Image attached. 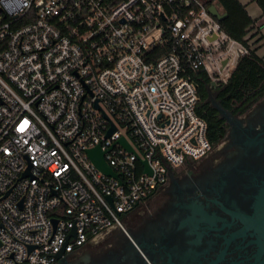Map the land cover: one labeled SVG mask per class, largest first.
Masks as SVG:
<instances>
[{
	"label": "built area",
	"instance_id": "2783aa9c",
	"mask_svg": "<svg viewBox=\"0 0 264 264\" xmlns=\"http://www.w3.org/2000/svg\"><path fill=\"white\" fill-rule=\"evenodd\" d=\"M251 49L207 0H0V264L123 227L213 146L190 72L222 84Z\"/></svg>",
	"mask_w": 264,
	"mask_h": 264
},
{
	"label": "flooded vegetation",
	"instance_id": "af4514ba",
	"mask_svg": "<svg viewBox=\"0 0 264 264\" xmlns=\"http://www.w3.org/2000/svg\"><path fill=\"white\" fill-rule=\"evenodd\" d=\"M218 114L206 155L54 264H264V94Z\"/></svg>",
	"mask_w": 264,
	"mask_h": 264
},
{
	"label": "trees",
	"instance_id": "16d2710c",
	"mask_svg": "<svg viewBox=\"0 0 264 264\" xmlns=\"http://www.w3.org/2000/svg\"><path fill=\"white\" fill-rule=\"evenodd\" d=\"M264 14V0H255ZM216 3L227 16L219 20L221 27L233 38L251 47L249 44L257 32L254 29L256 18H253L241 0H207V4ZM259 40V39H258ZM255 40V43L258 41ZM257 47L251 49L249 55L241 56L228 80L215 87L208 75L198 70L192 75L199 92L198 114L206 121L207 136L212 144L220 141L224 132L223 119L218 109L209 101L210 87L217 91V98L225 108L245 99H258L264 94V59L256 53Z\"/></svg>",
	"mask_w": 264,
	"mask_h": 264
},
{
	"label": "water",
	"instance_id": "95a60500",
	"mask_svg": "<svg viewBox=\"0 0 264 264\" xmlns=\"http://www.w3.org/2000/svg\"><path fill=\"white\" fill-rule=\"evenodd\" d=\"M209 11L215 16L217 17L218 20H222L223 18H225L227 16L226 12H221V10L217 7V5L215 3L211 4L209 6ZM217 83L213 82V85H216ZM218 110L223 109V106L221 105V103L219 102V106L216 107ZM116 127L113 125L107 135H110L111 133H113L115 131ZM121 142H123L125 144V146L128 149H132V147L126 142L125 138H121L120 139ZM89 156L92 159V161L95 163V165L101 169L104 173L108 174V175H113L116 176L117 174L114 172L113 168L106 162L105 158H104V152L101 150L100 146L97 145L94 148H91L88 150ZM144 164L146 165V171H148V173H152L151 168L148 165V162L145 160ZM54 223L57 224V220H54ZM64 253V250H61L57 257L60 258V256Z\"/></svg>",
	"mask_w": 264,
	"mask_h": 264
},
{
	"label": "crops",
	"instance_id": "0c3cea01",
	"mask_svg": "<svg viewBox=\"0 0 264 264\" xmlns=\"http://www.w3.org/2000/svg\"><path fill=\"white\" fill-rule=\"evenodd\" d=\"M241 2L246 6L249 14L253 18L257 19L254 29L250 32V34H253L255 32H257V34L252 37L250 42L259 39L252 45V48L257 47L256 53L264 59V14L262 12V9L259 7L255 0H241ZM217 7L220 9L218 5ZM221 12L223 11L221 10Z\"/></svg>",
	"mask_w": 264,
	"mask_h": 264
},
{
	"label": "rangeland",
	"instance_id": "374dc122",
	"mask_svg": "<svg viewBox=\"0 0 264 264\" xmlns=\"http://www.w3.org/2000/svg\"><path fill=\"white\" fill-rule=\"evenodd\" d=\"M255 43V40L251 41V44L253 45ZM251 45V46H252ZM209 101L211 102V104L214 107H218L219 106V99L217 98V91L215 89H212L210 87V93H209Z\"/></svg>",
	"mask_w": 264,
	"mask_h": 264
}]
</instances>
